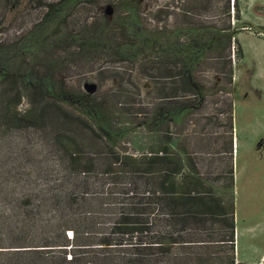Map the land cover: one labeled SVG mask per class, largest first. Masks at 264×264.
Returning <instances> with one entry per match:
<instances>
[{
	"label": "rangeland",
	"instance_id": "obj_1",
	"mask_svg": "<svg viewBox=\"0 0 264 264\" xmlns=\"http://www.w3.org/2000/svg\"><path fill=\"white\" fill-rule=\"evenodd\" d=\"M227 1L0 0V110L16 98L10 81L17 77L22 115L38 88L122 151L142 153L172 137L171 148L186 150L222 196L232 170L236 261L257 264L264 258V0H230L232 83L220 58L223 38L202 28L212 22L223 29ZM132 37L141 51L131 61ZM182 67L197 96L194 106L174 112L168 96L190 95L175 94ZM120 81L129 100L116 91ZM134 112L143 113L137 119ZM8 120H0V264H75L79 250L68 229L91 206L68 210L66 202L101 186L91 174L92 186L83 187L70 171L56 119L47 117L44 127L24 119L21 129H9ZM69 135L84 143L85 157L97 149L92 133Z\"/></svg>",
	"mask_w": 264,
	"mask_h": 264
},
{
	"label": "trees",
	"instance_id": "obj_2",
	"mask_svg": "<svg viewBox=\"0 0 264 264\" xmlns=\"http://www.w3.org/2000/svg\"><path fill=\"white\" fill-rule=\"evenodd\" d=\"M226 13L228 19L223 29H217L212 22L202 28L215 29L223 38L220 58L225 60L226 74L232 83L234 27L230 0L227 1ZM189 18L187 24L191 30L195 25ZM129 28L135 30V34L143 30L135 21ZM136 39L132 37L127 42L130 47L125 54L131 61L141 51ZM133 47H137V51ZM185 70L182 67L180 81L176 82L179 89L176 87L174 90L175 94L181 90L190 95L168 96L167 101L174 112L195 104L191 97L197 93L186 78ZM11 79L16 98L0 110V120L9 119L3 124L9 129H21L26 126L21 124L26 119L29 126L44 127L47 117L56 119L64 129L58 131V137H65L68 141L62 152L69 156L67 164L70 171L83 179V187L101 186L100 191H84L78 196L72 193L67 199L68 210L77 204L91 206L90 211L84 212L82 218L74 221L68 229L72 233L73 247L79 250L71 258L72 263L240 264L235 257L237 226L232 170L228 184L224 186L229 191L222 196L216 192L214 179L201 172L199 164L186 150L182 155L171 148L172 137L142 153L122 151L103 139L87 118L49 99L38 88L30 90L27 96L30 108L22 115L17 111L23 97L19 80L17 77ZM116 91L120 99L129 100L133 96L122 81ZM11 108L13 114L10 113ZM142 113L134 112V115L138 119ZM143 124L148 125L147 122ZM77 130L94 136L92 139L97 149L86 157L84 143L69 135ZM74 144L77 149H72ZM91 174H95L97 179L92 185L88 181Z\"/></svg>",
	"mask_w": 264,
	"mask_h": 264
},
{
	"label": "built area",
	"instance_id": "obj_3",
	"mask_svg": "<svg viewBox=\"0 0 264 264\" xmlns=\"http://www.w3.org/2000/svg\"><path fill=\"white\" fill-rule=\"evenodd\" d=\"M257 264H264V258H262Z\"/></svg>",
	"mask_w": 264,
	"mask_h": 264
}]
</instances>
